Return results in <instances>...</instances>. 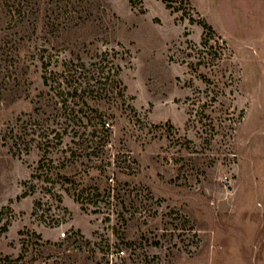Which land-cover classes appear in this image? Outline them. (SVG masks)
Wrapping results in <instances>:
<instances>
[{"label": "rangeland", "instance_id": "374dc122", "mask_svg": "<svg viewBox=\"0 0 264 264\" xmlns=\"http://www.w3.org/2000/svg\"><path fill=\"white\" fill-rule=\"evenodd\" d=\"M90 137L71 172L98 195L58 203L40 147ZM21 230L87 240L34 264H264V0H0V256Z\"/></svg>", "mask_w": 264, "mask_h": 264}, {"label": "trees", "instance_id": "16d2710c", "mask_svg": "<svg viewBox=\"0 0 264 264\" xmlns=\"http://www.w3.org/2000/svg\"><path fill=\"white\" fill-rule=\"evenodd\" d=\"M47 67V63H44L43 69L45 71L42 74L44 84H48L49 80H53L52 75L54 74V72L48 71ZM103 68L104 67L101 66L100 62L98 68L93 69L91 72H89L87 79H94L95 83H101L100 80L102 76H104ZM108 70H111L113 74H115L116 72L115 67H108ZM59 76L60 74H57L55 76L56 78H54L57 80ZM55 82H57V85H59V81ZM74 90H76V87L74 88ZM84 102V104H87V108H90L88 104L89 102ZM161 125V123H158L154 124L153 126L158 128ZM106 126H109L108 122L106 123ZM86 141L87 144L85 146H68L67 148H65L63 150L64 153L62 157L59 158L57 162H55V160L48 155L47 147H40L43 151L41 157L37 161V166L35 167V171L37 172V174L36 172L32 173L31 177L42 176L44 181L49 182V185H44L41 187V189H44L45 191L49 192L50 196L55 199L58 203L62 202V196L61 193L55 188V183L57 182L60 183V186L63 187V190H65L67 193H70L75 200L80 202H82L84 196L87 200H91L94 196L98 195V193H96L95 191L91 192V189L88 188L91 186L86 184V178L84 176H78V171L75 169V171L71 172V169L73 165H76L80 155H85L90 158V156L95 153V148L98 146V144H101L100 146L104 148L108 143V139L107 137H99V140L95 141L96 144L94 146L93 144H91L94 141L93 137L86 139ZM89 141H91V143H89ZM41 144L44 145V141ZM198 158L199 157H197L196 159ZM94 165L96 166L95 162L93 165H90V167L92 168ZM24 186L25 188L17 198L32 195L36 190L35 184H33L31 181H24ZM87 188L89 189L88 191H86ZM84 192H86V195H84ZM42 204L43 203L41 202V199H35L33 205V212L37 213L40 210L39 217L46 221L49 215L46 214V209L42 208ZM126 206L127 204H122L121 208ZM60 218L61 216L57 214L56 218H49L48 221L50 223H56L60 220ZM4 228L6 229V226ZM19 233L23 235V237L21 238L20 251L16 256L13 257L7 254L1 255L0 264H34V261L36 260V258H38V255L43 252V248H45L49 244L59 247L63 241H68L73 243L75 247L80 248L83 242H87V240L82 239L83 236L79 233V231H74L71 235H67L65 239L61 241V243L50 242L48 240L41 241L40 236L34 231L30 232L29 230H21L19 231ZM76 234H79V237L76 238ZM34 235L36 236V239L34 238ZM32 253H37V257H30V254Z\"/></svg>", "mask_w": 264, "mask_h": 264}]
</instances>
